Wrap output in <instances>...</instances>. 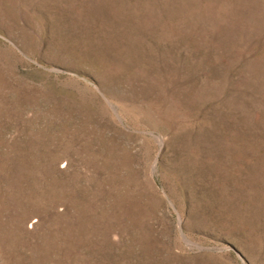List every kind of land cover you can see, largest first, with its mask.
Here are the masks:
<instances>
[{
	"label": "rangeland",
	"instance_id": "374dc122",
	"mask_svg": "<svg viewBox=\"0 0 264 264\" xmlns=\"http://www.w3.org/2000/svg\"><path fill=\"white\" fill-rule=\"evenodd\" d=\"M0 264H264V0H0Z\"/></svg>",
	"mask_w": 264,
	"mask_h": 264
}]
</instances>
